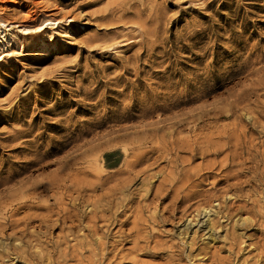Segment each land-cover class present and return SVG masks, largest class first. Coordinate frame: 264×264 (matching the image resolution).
<instances>
[{"label":"rangeland","instance_id":"1","mask_svg":"<svg viewBox=\"0 0 264 264\" xmlns=\"http://www.w3.org/2000/svg\"><path fill=\"white\" fill-rule=\"evenodd\" d=\"M0 8V264H264V0Z\"/></svg>","mask_w":264,"mask_h":264},{"label":"bare ground","instance_id":"2","mask_svg":"<svg viewBox=\"0 0 264 264\" xmlns=\"http://www.w3.org/2000/svg\"><path fill=\"white\" fill-rule=\"evenodd\" d=\"M7 8V7H6ZM1 9V8H0ZM19 9V8H18ZM5 10V9H4ZM22 11V10H21ZM24 12V11H23ZM53 18L52 17H50V16H48V17H46V18H44L43 19V21L42 22H45L46 23V25H50V24H52L53 23ZM55 22V21H54ZM9 40H11V37H8V41Z\"/></svg>","mask_w":264,"mask_h":264}]
</instances>
